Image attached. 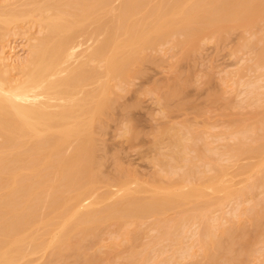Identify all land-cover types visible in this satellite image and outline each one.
<instances>
[{
    "label": "rangeland",
    "instance_id": "obj_1",
    "mask_svg": "<svg viewBox=\"0 0 264 264\" xmlns=\"http://www.w3.org/2000/svg\"><path fill=\"white\" fill-rule=\"evenodd\" d=\"M0 1V10L27 12L31 9L28 2L33 0H5L6 3L4 0ZM263 22L264 20L249 31L229 30L220 37L210 35L202 25L199 27L193 44L190 45L192 47L176 46L174 38L170 37L168 40L160 41L154 46L146 48L147 51L144 49L143 53L140 54V59L137 60L138 63H134L133 67H129V70L114 79V82L111 81L112 87L114 86L112 94H110L113 100L112 106L102 116V127L97 129L98 132L95 131L97 133L94 132L95 156L101 164L95 168L94 172H100L99 175L103 172L104 178H102L103 180L106 178L104 180L106 182L96 183L94 196L99 204H95L96 206L94 205L92 208L103 211L114 205L118 207V210L103 218L96 227L87 229L81 234L73 235L74 237H71L72 242L79 239L80 248L78 245L66 247L65 258L62 257L58 260L54 256H50V251L39 249L30 254L31 256L26 255L21 260V264L23 262L25 264H51L52 262L54 264H71L75 260V256L78 258V255H81L79 261L83 260V264H203L204 262L207 264H264V205H260L264 203V164L261 163L260 155L255 152L257 148L262 147L264 155V124H262L264 123V58L262 59L264 54L258 56L254 51L250 53L251 50L244 49L242 46L246 41L257 46L262 45L260 39L264 37L262 36L264 35ZM15 25H20L21 28L15 29ZM28 25L31 27L29 26V28ZM11 28L13 30H9L10 34H8L9 32L5 33L3 41L0 42V51H3L1 56L7 57L8 55V61L16 64L17 61H23L28 56L29 44L34 42V37L39 36L38 31L36 33L34 30L39 29L29 17L25 19L23 17V20L21 19L11 25ZM227 35L228 38L226 39ZM169 40L170 43L167 45ZM78 41L82 44L77 47V51L85 49L91 43V41L85 42L86 37H80ZM251 65H254V67L252 66L254 71ZM187 78L188 80H186ZM255 81L257 84H253ZM244 85L246 86L244 87ZM249 85L250 87H248ZM260 87L261 89H259ZM118 89L121 91L119 92ZM241 93L242 95L239 96ZM118 94L120 95L118 96ZM164 95L167 100H165ZM246 104L247 106H245ZM236 105L240 106V109ZM260 116L262 117L260 118ZM237 118H243L244 121H239ZM191 140L196 141L193 142L195 148L191 146ZM197 140L199 141L197 142ZM176 141L180 148L179 163L169 157L172 151H178L173 146ZM206 153L208 154L206 155ZM259 160L261 165L257 163ZM255 163H257V167H254ZM188 167L193 169L194 174L189 177L188 182H185L182 177L188 171ZM249 171L253 172L246 175ZM225 173L226 175L231 173V177L224 176ZM222 175L223 177H221ZM244 175L247 176L246 179L243 178ZM208 176L217 177L218 187L216 188L222 189H224L223 186L227 185L224 182L233 178L232 182L228 183V185L232 183L231 188L229 186L225 188L226 193L230 195L225 193V189H221L222 191L214 189L215 194L208 196V199H202L206 197L205 195L200 196V199L198 196H196L197 198L191 197L180 207L162 210L154 205L149 211L138 212L131 217L122 215L134 200L146 201L149 199L152 195L150 194L152 188L156 187L162 186L166 190L169 188L168 191H172L180 186L182 191L185 189L187 191L189 188L187 189L186 185L192 183L191 185L188 184V187L203 188L205 191L201 189V191L203 190L202 193L207 195L210 192L213 193V189L199 185L201 178ZM238 176L240 177L238 178ZM116 177L125 179L124 182L128 181L124 184L129 183L126 186L131 191L138 189L135 187L142 186L144 183L141 188L143 190H133L134 192H130L129 195H123L124 193L119 191L122 184L115 180ZM135 179L136 182H133ZM239 180L245 181L240 182ZM145 185L151 189L149 194L142 193L146 188ZM114 187L117 188L114 189ZM233 187L235 190L233 189L232 192ZM216 191L221 192L218 194L219 192ZM198 193L195 192L196 195ZM224 193L225 195H223ZM115 195L119 197H115ZM147 196L148 198H146ZM107 198L109 199L107 200ZM254 211L255 213H253ZM39 212L44 214L46 210L40 209ZM200 213L204 216H200ZM117 215L122 217L120 221L114 219ZM179 217L180 222H182L180 229L182 227L183 229L178 233V230L171 226ZM163 221L164 223H162ZM148 222L149 227L147 226ZM150 222L152 223L150 224ZM212 224L215 226L213 227ZM213 229L215 230L213 231ZM116 231L117 233H115ZM172 233L175 239L171 236ZM46 237L47 234L44 233L42 238L45 239ZM190 243L192 244L190 245ZM230 243L231 245H229ZM162 244L164 245L162 246ZM86 247L88 248L86 249ZM229 250L232 251L229 252ZM149 251L150 254H148ZM69 253L72 255L75 253L74 256L71 255L72 259L74 257L73 260L70 259ZM95 255L98 258H94ZM135 258L136 260H134ZM109 260L111 261L109 262Z\"/></svg>",
    "mask_w": 264,
    "mask_h": 264
},
{
    "label": "bare ground",
    "instance_id": "obj_2",
    "mask_svg": "<svg viewBox=\"0 0 264 264\" xmlns=\"http://www.w3.org/2000/svg\"><path fill=\"white\" fill-rule=\"evenodd\" d=\"M28 4L31 5V9L27 12L0 10V42L3 41L5 33L12 29L11 25L21 19L23 20V17L24 19L27 17L31 18L33 24L39 29L34 30L36 33L38 31L39 36L34 37V42L29 44L28 51L26 50L28 56L23 61H17L16 64H12L8 61V55L7 57L1 56L3 51H0V264H21V260L26 255L31 256L30 254L35 253L39 249L50 251V256H54L58 260L62 257L65 258L66 252L64 251H67L66 247L80 244L79 239L72 242L71 237H74L73 235L81 234L87 229L96 227L102 222L103 218L112 215L118 210V207L114 205L103 211L92 208L95 204H99L94 196L96 183L100 181L106 182L104 181L106 178L103 180V172L101 175H99L100 172H94L95 168L101 165L100 160L98 161L95 156L94 134L98 132L97 129L102 127L103 121L101 122V119L106 113L105 111L112 106L113 100L110 94H112L114 86L112 87L111 81L126 73L134 63H138L137 60L140 59V54L143 53L144 49L147 51L146 48H150L160 41L168 40L170 37L174 38L176 46L192 47L190 45L193 44L199 27L202 25L210 35L220 37L229 30L242 29L249 31V29L258 26L257 24L264 20V0H33L28 2ZM15 26L19 27L20 25ZM29 26L31 27V25ZM16 27L15 29L18 30L21 28V26L19 28ZM21 30L23 31L24 29ZM228 35L230 36V34ZM80 37H86L85 42L91 41V43L85 49L77 51V47L82 44L78 41ZM260 40L262 45L257 46L246 41L242 46L244 49L251 50L250 53L254 51L258 56H262L264 54V37H261ZM169 43L170 40L167 45ZM238 47L240 48V46ZM141 59L143 60V58ZM252 66L254 67V65ZM177 75L179 74L177 73ZM255 82L253 84H257V81ZM172 92L174 94L175 89ZM233 105L235 106V104ZM254 105L256 106V104ZM238 108L240 109V106ZM237 119L239 121L243 120V118ZM253 127L255 128V126ZM105 129L102 130L105 131ZM255 135L258 136V134ZM167 139L169 140L168 137ZM177 141L173 146L178 151H172L169 157L179 163L180 148ZM191 141L190 144L194 147L193 142L195 140ZM255 152L260 155L261 163L264 164L263 148L259 147ZM260 160L257 163L260 164ZM257 163H255L256 166L254 165V167H257ZM113 171H111L112 174H114ZM251 172L249 171L246 175ZM173 174L175 175V173ZM193 174V169L189 168L182 178H184L185 182H188L189 177ZM230 175L224 174L227 177ZM246 177L244 175L243 178L246 179ZM216 179L217 177L215 176L201 178V184L199 185L201 187L207 186L213 190H221L222 188H216L218 187ZM115 180L122 184L119 191L123 192V195H129L133 190L140 191L142 186H144L143 183V185L141 184L142 186L138 185L140 188L135 187L138 189L131 191L126 186L129 183L124 184L128 181L124 182L125 179L121 177H116ZM228 180L223 181L227 183V185L225 184L226 186H223L224 189L228 186L231 188L230 185L232 183L229 185L228 183L233 178ZM133 182H136V179ZM188 184L186 185L187 189L189 188L187 191L186 189L182 191L180 184L178 185L179 188H173L174 190L172 191H168L169 188L166 190L161 185V187L152 188L150 193L152 195L149 199L146 201L134 200L128 208L125 207L126 209L122 215L131 217L138 212L149 211L154 205L162 210L170 207H180L182 203L191 197L197 198L196 196H198L199 198L205 195L206 197L202 199H208V196L215 194V190L208 195L203 194V188H198L197 186L195 188H192L193 186L188 187ZM116 188L114 187V189ZM146 188L144 192L142 191L143 194H149L151 190L149 188L146 190ZM201 189L203 190L201 191ZM233 189L235 190V188H232V192ZM221 191L216 192L220 194ZM224 191L226 193L227 190L225 189ZM195 192H199L198 195ZM226 194L230 195L229 193ZM43 196L44 198H42ZM117 196L115 195V197ZM260 205L263 206L264 203ZM207 208L205 209L206 211ZM40 209H45L46 212L44 214L40 213ZM121 218L117 215L114 219L120 221ZM181 223L179 217L171 227H175L179 233L183 229V227L180 229ZM147 226L149 227V222ZM139 229L141 228L139 227ZM44 233L47 234L45 239L42 238ZM206 244L208 246V242ZM163 250L165 251L166 249ZM231 251L229 250V252ZM148 254H150V251ZM71 255L69 253V256ZM178 255H175V257H178ZM72 256L70 259H72ZM80 256L78 255V258L75 256V260L71 264H83V260L79 261ZM94 258L98 257L95 255ZM51 264L54 263L52 262Z\"/></svg>",
    "mask_w": 264,
    "mask_h": 264
}]
</instances>
